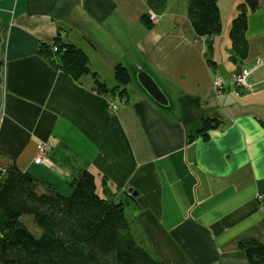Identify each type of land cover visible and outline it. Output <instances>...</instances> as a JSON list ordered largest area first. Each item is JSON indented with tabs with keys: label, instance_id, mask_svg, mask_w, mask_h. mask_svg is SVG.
Segmentation results:
<instances>
[{
	"label": "crops",
	"instance_id": "crops-1",
	"mask_svg": "<svg viewBox=\"0 0 264 264\" xmlns=\"http://www.w3.org/2000/svg\"><path fill=\"white\" fill-rule=\"evenodd\" d=\"M187 1L165 0L153 21L147 0H0V166L61 193L89 171L133 209L167 264H247L240 243H264L255 198L264 193V1L248 16L244 59L231 57L228 36L236 0H217L221 28L209 42L194 39ZM56 38L82 48L91 73L77 80L49 63L39 48ZM118 63L145 68L169 108L132 78L122 96L97 92L92 72L113 87ZM240 68L251 75L238 88ZM205 117L219 122L206 139L197 132Z\"/></svg>",
	"mask_w": 264,
	"mask_h": 264
},
{
	"label": "trees",
	"instance_id": "trees-1",
	"mask_svg": "<svg viewBox=\"0 0 264 264\" xmlns=\"http://www.w3.org/2000/svg\"><path fill=\"white\" fill-rule=\"evenodd\" d=\"M187 2L194 39L205 37L209 42L221 28L217 0ZM147 3L157 12L164 8L165 0ZM259 7L258 0H241L237 6L229 25L231 57H246L248 16ZM141 20L147 22L148 16L143 15ZM56 42V51L46 44L39 48L49 63L77 80L91 73L88 55L82 48L58 38ZM92 74L97 92L121 96L127 93L131 75L126 66H114L113 87H107ZM200 124L197 132L206 139L208 130L216 128L219 122L205 117ZM68 183V193H61L55 185L15 164L0 168L1 260L27 264H167L155 256L142 235L132 232L125 205L116 202L106 190L103 194L97 191L92 173L82 170ZM33 224L37 233L30 229ZM239 247L245 252L247 264H264L263 242L248 240Z\"/></svg>",
	"mask_w": 264,
	"mask_h": 264
},
{
	"label": "water",
	"instance_id": "water-1",
	"mask_svg": "<svg viewBox=\"0 0 264 264\" xmlns=\"http://www.w3.org/2000/svg\"><path fill=\"white\" fill-rule=\"evenodd\" d=\"M128 70L130 72L132 80L149 98V100H151L157 106H160L162 108H169V99L166 93H164L156 80L151 76L150 73L145 70V68H128Z\"/></svg>",
	"mask_w": 264,
	"mask_h": 264
},
{
	"label": "built area",
	"instance_id": "built-area-1",
	"mask_svg": "<svg viewBox=\"0 0 264 264\" xmlns=\"http://www.w3.org/2000/svg\"><path fill=\"white\" fill-rule=\"evenodd\" d=\"M148 16L153 20V21H157V14L153 11V10H148ZM61 38H58V40H60ZM50 48L52 51H56L58 49L59 43L55 41H53L50 45ZM247 72H250L247 69H242V71L240 70L239 73L234 77V86L235 87H241L244 86L243 85V81L242 78H244L245 75H247ZM214 85L215 86H220L221 85V81L219 78H216L214 80ZM108 108L110 110L116 109L117 108V104L115 102H109ZM47 146L45 144H41L38 147V155L35 158V163H39L46 151H47ZM257 200L259 201V211L260 212H264V195L260 193L259 196H257Z\"/></svg>",
	"mask_w": 264,
	"mask_h": 264
},
{
	"label": "rangeland",
	"instance_id": "rangeland-1",
	"mask_svg": "<svg viewBox=\"0 0 264 264\" xmlns=\"http://www.w3.org/2000/svg\"><path fill=\"white\" fill-rule=\"evenodd\" d=\"M263 1L264 0H258V2H259V5H261V4H263ZM241 2V0H239V1H237L236 0V3H235V7H236V12H237V6L239 5V3ZM259 10V9H258ZM236 12L234 13V15L236 14ZM256 12V11H255ZM233 15V16H234ZM233 16H231V18L233 17ZM228 36H229V33H228ZM242 69H247V68H240L239 69V71L241 70L242 71ZM239 71L237 72V74L239 73ZM106 73H109V69L108 68H104V75L107 77V74ZM236 74V75H237ZM250 75H251V73L250 72H247V75H245L244 76V78H242V81H243V85L244 86H246L247 85V78L248 77H250ZM95 177V176H94ZM95 179H97V176H96V178ZM59 185V184H58ZM56 187V186H55ZM97 189V191L98 192H101L102 194H103V191H105V188L103 189V188H96ZM57 190L58 191H60V192H62V187H58L57 188ZM111 192L113 193V192H115V190L114 189H111ZM116 194H118V193H116ZM118 195H120L121 196V193H119ZM120 198H117L116 196H115V201L116 202H119L120 200H119ZM131 207H132V205H131ZM131 209V210H130ZM128 208V206H125V209H124V213H125V216H126V218L130 221V223H131V225H132V232L133 233H135L137 236H138V234L139 235H141L139 232H138V228H137V225H136V221H135V219H134V215H133V209L132 208ZM135 214V213H134ZM30 229H31V231L32 232H34V233H37V228L34 226V224L33 225H31L30 226ZM136 236V237H137ZM136 237L134 238V239H136ZM140 237V236H139ZM149 244V243H148ZM151 249V248H150ZM1 260V259H0ZM21 262V261H20ZM20 264H27L25 261H23V263L21 262Z\"/></svg>",
	"mask_w": 264,
	"mask_h": 264
},
{
	"label": "bare ground",
	"instance_id": "bare-ground-1",
	"mask_svg": "<svg viewBox=\"0 0 264 264\" xmlns=\"http://www.w3.org/2000/svg\"><path fill=\"white\" fill-rule=\"evenodd\" d=\"M238 88H239V87H238ZM107 109H108V107H107ZM116 109H117V108H116ZM113 110H115V109H113ZM81 171H82V170H81ZM81 171H79V172H81ZM79 172H78V173H79ZM78 173H77V174H78ZM77 174H76V175H77ZM72 178H73V177H72ZM260 193L264 195V193H263V192H258V193L256 194V196H255V198H256V201H257V203H258V207L260 206V204H259V201L257 200V196H259V195H260Z\"/></svg>",
	"mask_w": 264,
	"mask_h": 264
},
{
	"label": "clouds",
	"instance_id": "clouds-1",
	"mask_svg": "<svg viewBox=\"0 0 264 264\" xmlns=\"http://www.w3.org/2000/svg\"><path fill=\"white\" fill-rule=\"evenodd\" d=\"M149 10H152V9H149ZM148 14V13H147ZM236 76V75H235Z\"/></svg>",
	"mask_w": 264,
	"mask_h": 264
}]
</instances>
